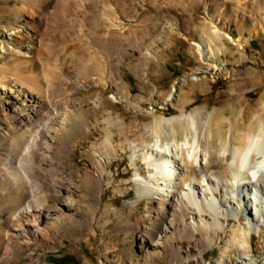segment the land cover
I'll use <instances>...</instances> for the list:
<instances>
[{
    "label": "rangeland",
    "instance_id": "374dc122",
    "mask_svg": "<svg viewBox=\"0 0 264 264\" xmlns=\"http://www.w3.org/2000/svg\"><path fill=\"white\" fill-rule=\"evenodd\" d=\"M17 2L0 0V44L5 41V29L24 23L13 11ZM129 3L137 5V14L126 19L120 16L123 24L118 30L120 35L109 37L111 47L105 51L93 44L75 42L76 35L65 36V40L57 38L56 44L52 43V35H48L45 44L52 47H40L44 62L37 61L38 55L31 59L37 69L60 72L70 84L67 87L55 82V89L45 92V99L51 104L62 98L80 101L81 115L93 124L87 128L80 121L77 129L67 126L52 134L50 144L57 168L50 161L41 165L29 163L38 180L36 190L28 187L35 191L29 194L35 202L45 192L44 179L65 182L61 171L65 165L73 169L70 176L78 191L71 197L72 210L55 214L47 225L41 226L45 231L43 238L15 239V245L22 250L10 252L6 257L2 256L4 249H8L4 239L6 228L26 227L22 222H6L24 194L5 189L1 179L8 169L17 173L25 166L20 154L11 156L5 140L0 139V262L15 264L30 255H40L43 260H34L33 264H219L218 259L230 240L231 227L236 225L233 217L221 219L225 233L219 231L212 246L201 244L197 248L202 255L201 263L197 249L188 253L184 250L185 236L171 243L166 237L161 240L166 241V246L142 242L156 224L158 208L157 200L154 197L147 200L141 183L136 181L150 178L138 146L140 143L155 146L160 140L158 144L165 148L190 140L194 133L183 118L193 115L201 147L211 153V163L216 165L220 141L232 135L237 145L240 135L257 133L264 124V0ZM215 26L221 31L220 40H212L205 31ZM206 35L208 39L203 38ZM86 36H81L82 40H87ZM14 45L13 41L11 46ZM96 57H102L111 68L120 60L125 94L120 93L123 88L114 89L112 72L105 87L98 82V73L90 71ZM141 62L145 82L135 71ZM24 63V59L0 51V83L23 78L27 74L23 71ZM100 78L104 79L102 75ZM99 94L104 97L100 109L88 115L86 103ZM170 95L171 101L166 102ZM14 104L13 100L0 99V128L4 129L13 119ZM2 107L7 108L6 114L2 113ZM107 118L108 125L103 122ZM106 126L113 138L104 147ZM209 132L212 138L208 137ZM66 147L69 151L63 155L61 150ZM48 205L53 202L48 200ZM241 217L248 218V212ZM197 237L201 236L197 233ZM57 259L62 260L53 262ZM251 260V264H264V236L259 233L251 232Z\"/></svg>",
    "mask_w": 264,
    "mask_h": 264
},
{
    "label": "bare ground",
    "instance_id": "6f19581e",
    "mask_svg": "<svg viewBox=\"0 0 264 264\" xmlns=\"http://www.w3.org/2000/svg\"><path fill=\"white\" fill-rule=\"evenodd\" d=\"M130 1L18 0V7H14L13 11L24 20V23L21 27L4 30L5 41L0 44V51L17 59H24L23 71L27 74L23 78L15 77L7 80V83H0V99L15 102L14 117L4 129L0 128V139L5 140L11 156L20 154L25 167H20L17 173L8 169L3 174L1 185L12 192L24 194L6 222L13 224L22 222L26 227L6 226L8 230L4 239L8 242V249H4L2 256L6 257L10 252L22 250L21 246L17 248L14 243V240L21 236H27V239L32 241L43 238L45 231L42 225H47L48 220L55 214L62 215L65 210H72L71 205L74 203L71 197L78 191L70 176L73 169L68 165L62 166L64 183L44 179L45 192L43 197L35 202L29 194L35 192L33 190H36L38 180L34 177V168L29 163L34 161V164L41 165L43 161H50L49 163L57 168L52 154L53 146L50 144L53 141L52 134L67 129V126L71 130L79 128L80 121L87 128L93 124L87 116L81 115L83 106L80 105V101H67L66 98H62L58 103L53 101L54 104H51L45 99V92L50 93V90L55 89L53 88L55 82L67 87H70V84L65 82L60 72L37 69L31 59L38 55L37 61L44 62L40 57V47L51 46L45 44V41H49L48 35H52L53 44H56V41L59 43V38L76 35L74 41L93 44L101 52L105 51L106 47H111L109 37L120 35L118 30L123 27L120 16L126 19L130 17L129 15L137 14V5L131 6ZM205 31L208 32L207 35H211L212 40L221 39V31L216 26L213 30ZM83 35H87L88 39L82 40ZM207 35L203 38L208 39ZM225 37L233 41L229 35ZM13 41L15 45L11 46ZM198 52L202 54L200 48ZM102 57H96L97 61H93L90 71L98 73V82L104 87L112 72L114 89L120 91L123 88L120 93L125 94L120 60L111 68L109 63L105 65ZM143 66L144 63L141 62L135 71L144 81L146 75ZM101 75L104 77L103 80L100 78ZM60 97L62 96L58 98ZM103 100L104 97L99 94L87 102L85 105L87 114L100 109ZM170 101L171 95L166 102ZM1 110L5 113L7 108L2 107ZM183 120L194 133L190 140L186 139L183 143H175L165 148L158 144L160 140L155 146L145 143L138 146V152L149 167L150 178L136 181L141 183L142 194L147 200L151 197L157 200L158 208L156 224L143 236L142 242L166 246V241H161L166 237L171 243L185 236L187 247L184 250L188 253L189 250L195 251L201 244L212 246L218 236L217 233L219 231L225 233L221 219L233 217L236 225L231 227L229 243L222 251L218 263L251 264V232L264 236V124L260 125L256 134L250 132L237 137L239 139L237 145L233 143L235 139L232 135L220 141V154L216 165H212L211 153L204 151L199 142L196 118L188 115ZM103 122L108 125L109 118ZM104 131L105 138L102 144L106 147L113 134L107 130V126ZM210 132L208 137L212 138ZM68 151L66 147L61 153L65 155ZM28 187L33 190H29ZM48 200L53 202L52 206L48 205ZM245 211L248 212V218L243 219L241 215ZM192 215H196L197 219ZM187 218H191L192 221L188 222ZM197 233L200 238L197 237ZM196 251L198 261L201 263L202 255L198 249ZM34 260L42 261L43 257L30 255L15 264H33ZM0 264L5 263L1 261Z\"/></svg>",
    "mask_w": 264,
    "mask_h": 264
},
{
    "label": "trees",
    "instance_id": "16d2710c",
    "mask_svg": "<svg viewBox=\"0 0 264 264\" xmlns=\"http://www.w3.org/2000/svg\"><path fill=\"white\" fill-rule=\"evenodd\" d=\"M59 260H60V261H59ZM61 260H62V259H57V260H55V261H53V262H61Z\"/></svg>",
    "mask_w": 264,
    "mask_h": 264
}]
</instances>
